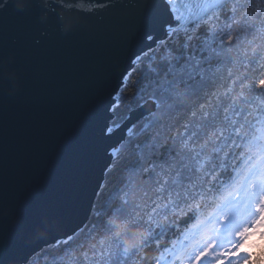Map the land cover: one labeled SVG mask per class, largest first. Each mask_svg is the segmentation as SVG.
Returning <instances> with one entry per match:
<instances>
[{
  "label": "snow or ice",
  "instance_id": "obj_1",
  "mask_svg": "<svg viewBox=\"0 0 264 264\" xmlns=\"http://www.w3.org/2000/svg\"><path fill=\"white\" fill-rule=\"evenodd\" d=\"M59 2L76 15L116 7ZM132 7L130 42L111 70L116 83L107 102L98 97L109 115L97 134L85 103L71 127L85 217L53 223L38 206L0 202V264H32L33 244L45 246L49 264H264V253L241 251L251 232L264 235V0ZM38 14L34 0H0V26ZM44 22L73 28L55 9ZM136 36L151 43L134 51ZM13 67L0 53L3 97ZM116 131L120 139L107 144Z\"/></svg>",
  "mask_w": 264,
  "mask_h": 264
},
{
  "label": "water",
  "instance_id": "obj_2",
  "mask_svg": "<svg viewBox=\"0 0 264 264\" xmlns=\"http://www.w3.org/2000/svg\"><path fill=\"white\" fill-rule=\"evenodd\" d=\"M100 2L116 7L76 15L62 9L59 0H34L39 19L6 20L0 26V53L6 64L14 62L7 73L12 86L6 97L0 95V202L38 206L53 223L64 215L74 225L86 215L87 203L78 199L80 170L71 127L86 103L99 134L109 113L98 97L102 92L107 102L116 83L110 79L112 67L119 64L121 46L130 42L128 34L134 30L135 0ZM53 9L58 16H70L71 30L44 22ZM152 34L163 38L161 31ZM141 36L132 43L134 51L151 43ZM99 81L110 82L101 90ZM121 135L116 131L106 143ZM100 178L97 170L90 195ZM32 247L33 258L45 246Z\"/></svg>",
  "mask_w": 264,
  "mask_h": 264
},
{
  "label": "trees",
  "instance_id": "obj_3",
  "mask_svg": "<svg viewBox=\"0 0 264 264\" xmlns=\"http://www.w3.org/2000/svg\"><path fill=\"white\" fill-rule=\"evenodd\" d=\"M231 13L228 12L226 14H222L221 15V20H224L226 18V16H230ZM249 39H251V37H249ZM145 63H147V61H145ZM241 72L244 71V68L241 66L239 69ZM124 115L122 110H118V117L117 119H119L120 117H122ZM119 122H122V120H120ZM107 191L105 192V197L107 196ZM175 231V230H173ZM167 240H173L176 239L175 236L169 235L167 238ZM253 257H259L262 253H264V235L261 236V239L259 241V243L257 244V246L251 251ZM155 254V249L153 248L152 250H149V255H153ZM51 260V256L44 251H41L40 253H38L37 255H35L32 258V264H49Z\"/></svg>",
  "mask_w": 264,
  "mask_h": 264
},
{
  "label": "rangeland",
  "instance_id": "obj_4",
  "mask_svg": "<svg viewBox=\"0 0 264 264\" xmlns=\"http://www.w3.org/2000/svg\"><path fill=\"white\" fill-rule=\"evenodd\" d=\"M260 234H261L260 230L251 232L247 238L244 248L241 251L242 252L251 251L255 247V245H257V243L260 241L261 236H262V234L261 235Z\"/></svg>",
  "mask_w": 264,
  "mask_h": 264
}]
</instances>
